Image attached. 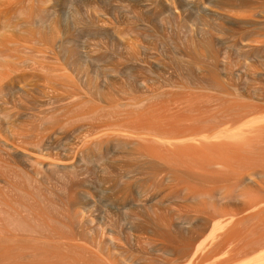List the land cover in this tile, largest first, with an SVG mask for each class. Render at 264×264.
Segmentation results:
<instances>
[{"label":"rangeland","instance_id":"obj_1","mask_svg":"<svg viewBox=\"0 0 264 264\" xmlns=\"http://www.w3.org/2000/svg\"><path fill=\"white\" fill-rule=\"evenodd\" d=\"M8 1L0 4V15L1 10L5 14L10 9L2 19L4 23L0 21V264H101L95 260L96 255H109L121 264L124 259L114 244H121L131 255L135 250L124 240H117L116 235L106 233L101 220L114 228L116 221L131 216V206L137 202L141 205V199L143 204L150 200L161 205L162 201L169 202L162 205L166 210L176 205L180 209L175 210H183L192 204L199 208L203 203L208 213L221 212L225 207L236 209L225 206L234 205L230 198L225 204L215 198L195 204L182 202L187 195L178 183L193 175L183 177L187 172L180 170L186 169L185 164L181 166L184 161L174 160L176 165L181 164L176 169L173 160L165 157V149L154 155V146L152 154V149L148 148L150 153L141 147L144 144L137 147L127 136L148 134L140 131L145 128L155 133L180 129L183 124L194 125L196 117L207 118L203 120L207 122L208 118L216 121L229 114V120L234 112L263 110L264 4L260 8L258 4L264 0H252L255 4L242 0L245 8L235 0H231L234 4L229 0ZM105 131L115 132L116 142V134ZM139 148L150 157L145 159L143 154V159L140 153L145 151ZM258 153H254L256 160L260 158L255 156ZM160 154L172 165L163 164ZM247 154L253 158L248 150ZM263 158L260 163L264 165ZM54 162L61 168V163L72 162L76 168L53 169L50 165ZM170 169L184 172L182 178L178 173L174 181L165 182L169 177L166 170ZM208 170H201L212 177H207L208 181L219 182L224 176V171H219L222 176L216 174V179ZM233 172L234 177L241 174ZM226 179L224 184L228 186ZM190 182L187 184L192 187ZM250 189L244 186L240 192ZM205 191L211 194L206 187ZM211 206L216 209L211 210Z\"/></svg>","mask_w":264,"mask_h":264},{"label":"bare ground","instance_id":"obj_2","mask_svg":"<svg viewBox=\"0 0 264 264\" xmlns=\"http://www.w3.org/2000/svg\"><path fill=\"white\" fill-rule=\"evenodd\" d=\"M9 1L12 2V0H9ZM229 1L232 2L231 0H229ZM235 1H236V4L239 5V7H240V5L245 4V1H243L244 3H242V0H235ZM251 1H250V3H251ZM1 2H0V4H1ZM3 2H4V0H3ZM3 2H2V4H3ZM246 2H247V4H249L248 3L249 1L246 0ZM258 2H256V3H258ZM5 3H6V0H5ZM232 3H230V5ZM252 3L255 4L254 1H252ZM260 3L258 4L259 8L261 7L259 5L264 4V2L261 4ZM15 4H13V5H15ZM19 4H18V6H19ZM224 4L226 6V3H224ZM236 4H235V6H236ZM215 5H216V3H215ZM217 5H219V3ZM211 6H213V5H211ZM251 6L253 7V5H251ZM20 7L21 6H19V8ZM214 7H212V9H214ZM241 7H244V5ZM249 7L246 8L247 11H248V9H251V7L250 8ZM1 8H2V6H1ZM216 8H219V7H216ZM5 9H6V7H5ZM202 9H205V8H202ZM7 10L9 11L10 9L8 8V9H6V11ZM218 10L222 11L221 9H218ZM223 10H225V9H223ZM252 10H253V8H252ZM262 10H261V13H262ZM6 11H4V12H5V14L7 13V15H8L9 12L8 11L6 12ZM1 12H2L1 13L2 16L0 15V19H1L0 21H2V23H4V20H2V19H4L6 17V15L3 13L2 10H1ZM14 12L15 11H13V13ZM254 12H253V14H254ZM247 13H246V15H247ZM259 13L260 12H258V14ZM263 13H264V11H263ZM14 15H16V14H14ZM212 15H214V13ZM247 16H249V14ZM1 17H3V18H1ZM13 17H15V16H13ZM227 17H228V15H227ZM227 17H226V19H227ZM234 18H238V17H234ZM229 19H230V17H229ZM238 19H240V18H238ZM241 19H243V18H241ZM243 20H245V19H243ZM247 20H249V19L247 18ZM257 20L259 21V19H257ZM263 21H264V18H263ZM2 23H1L0 27L2 26ZM7 23L8 22H6V24ZM232 23L235 24L234 22H232ZM247 23H249V25L251 24L250 22H247ZM241 24L242 23H240L239 25H241ZM256 25H257V23H256ZM262 25H263V22H262ZM3 26H4V24H3ZM6 27H7V25H6ZM6 27L5 28L2 27V29L6 30ZM17 27H19V26H17ZM254 27H256V26L254 25ZM256 108H259V107H256ZM255 110H251V112H250V110H249V112H248V110H246L245 111L246 113L244 112V114H242L243 111L242 112L239 111V112H237L238 114H236L238 117H236V115L234 114L235 112L231 113L230 116L231 115L232 116L229 118V120H231L233 118L231 121L226 120L227 119L226 116L229 117V114H226L225 116L222 117L223 120L219 119V118H218V120H216L217 123H219L217 125H216V121L213 120L214 118L211 120L208 118L207 122H203V120L206 121L207 118L203 119V118L199 117L200 119H202V120H200L196 117L195 119H197V120H195V119H193V120L197 121L196 122L197 126H196V123L194 124V121H193L194 125L187 126V125L183 124L180 129H177L176 127H174V128H172V130H170L168 132L159 131V132L155 133V130H153L151 128L149 130H147L148 128L147 129L145 128V129H140V131H142V130H143V132L147 131L146 133H148V134L141 133V134H132V135L127 136L128 137L127 139L130 143L132 142V144H134V145L135 144H138V145L144 144L145 147L143 145H141V147L147 148L146 150L149 152L152 149V154L154 153L153 149L156 148L155 149L156 152L154 153V155L158 154V152L161 153L162 150L165 149V151H163V153H165V157H167V158L170 157L171 160H173V161L170 160L173 165L171 164V162L169 160H167V158H166V162H167L166 163L164 160L165 157L162 156V154L159 155L161 157L156 156V158L157 157L161 158V159H159L160 161L164 160L163 164H168V166L172 165L174 168L180 169V167H177V166L181 165L180 162H178L179 164L177 163L178 165H176L175 163L177 161H174V160H180L181 162L184 161V163H182L181 166L184 167V164H185L184 168H186V169L184 170L181 168L180 170L187 171L186 174L183 175L184 172H182V171H179V170L177 171L176 169H170L171 170V175H170L169 174L170 170H168L169 172L166 170V173H168L169 177L165 182H167V181L170 182L171 180L174 181L175 180L174 174L178 175V173H179L180 178H182L181 175H183V177L184 176L186 177V176H189L191 174L195 175L196 172L197 173L201 172V173H199V176H198V174H196L194 176L196 178H193V175L191 177L189 176L191 178V180L189 177H187L189 179H187V178L181 179L182 184L178 183V182H180V178L178 179L177 183L182 187V189H183L182 193L185 192L184 195L185 194L187 195V196H185V198L182 197V198L186 199V200H183L182 202L185 203L186 201H189L191 204L192 203L195 204L196 202L203 200V199H206V198H208L210 200L215 198L216 201L218 199V201H220V203H224L225 199L227 200L230 198L232 200V203H233V201H235L234 205L224 203L225 206H227L228 208L233 207V209H235V208L236 209L235 210H230V209L227 210L225 207L226 210L225 209L223 211L221 210V212H219V210H216V212H211V210H213L215 208V207L213 208L212 207L213 205H212L211 206L212 209L211 210L209 209V212H211V213H208L206 210L208 207L205 206V204L203 203L202 205L205 207H203L201 205L202 208L200 207V205H199V208L194 207L193 204H192L193 207H192V205H189V207L190 208L192 207V209H194V208L197 210L199 209L198 211L194 210V213H191L192 209L190 210V208H185L184 206L180 205L186 209V212L189 209L188 210L189 213H182V212H185V209L181 208L183 210H178V209H180V207L178 205L175 206L176 208L178 207V209L177 210H175L176 208L173 209L174 210V212H173V210L171 209L172 210L171 211L170 208H168L166 210L164 207H162V205L166 206L169 202L167 204L165 203L166 205L163 204V201H162V205L156 204L157 201H155L156 202L155 203V202L151 201L150 200L151 198H150V199H148V200H150L149 202H146L143 204V203H141L143 201V199H141L142 200V201H140L141 205H139V202H137L138 205L134 204L133 206H131V207H133L132 210H129V213L130 212L132 213L131 216L126 217V219H124V220L116 221L114 223L115 224L114 228L110 229L107 226V223L105 222V220H103V219L101 220L102 221L101 223L106 225V233L110 232L111 234L116 235L118 237L117 240H120V241L124 240L127 245H129L130 247H132L135 250L134 254L131 255L130 252L122 249L121 244L119 246L114 244V248L119 250L120 257L124 259V262H121V264H123V263H126V264H264V182H263L264 172H262V171H264V168H263L264 165H263V162H262V164L260 163L261 157L264 156V153H263L264 152V146H263L264 140H262V141L260 140V138L264 139V137H263V135H264V108H263V110L260 108L257 109L256 111ZM233 115L236 118H234ZM209 120L212 123H210ZM212 120L215 122L214 126L210 125V124H213ZM220 121H221V124H220ZM223 121H224V123H222ZM225 121H228V122H225ZM200 122H203V124ZM205 123H207L208 126ZM198 125H200V126H198ZM203 126H205V127H203ZM167 127H168V125H167ZM106 128H104V129L106 130ZM97 129H99V128L97 127ZM107 129H109V128H107ZM126 129H124V130H126ZM94 130L96 131L95 128H94ZM100 130H101V128H100ZM100 130H97V131L99 132ZM102 130H103V127H102ZM131 130H133V129L129 128V131H131ZM150 130L152 133L149 132ZM134 131L138 133L139 130L138 129L136 130L134 128ZM112 132L113 131L110 132L111 134L107 133V132L106 133L110 134L111 136L113 133L116 134L115 132H113V133ZM118 132L119 131H117V133ZM95 133H97V132H95ZM126 133H129V132H126ZM107 134H105V135H107ZM119 134H121V133H119ZM124 134H125V132H124ZM124 134H123L122 142H124V138H125ZM100 135H102V134L100 133ZM110 135L108 136V138L110 137ZM99 137H96V138L100 139L101 137L100 138ZM115 137H117V134H116V136H113V138H115ZM97 139H95V140H97ZM107 139L105 142H108ZM129 139H131L132 141ZM89 140H90V138H89ZM7 141H8V139H7ZM102 141H104V139ZM114 141L116 142V138ZM86 142H85V144H87ZM111 142L113 143V140ZM119 142H121V140ZM100 143L97 145H100ZM2 144H4V143H2ZM134 145H130L128 143V146H134ZM140 145L137 147H140ZM148 145H150V146H148ZM83 146H85V145H83ZM94 146H95V143H94ZM101 146H102V143H101ZM151 146L152 147L154 146L155 148H151ZM81 147H80V149H82ZM148 148L150 150H148ZM252 148L254 150L252 151V154H251ZM258 148L262 149L261 151H263V152H261V153L263 155H261L260 150L257 151ZM124 149H125V147H124ZM140 149L142 150V148H139V150ZM146 150L143 149V151H141V152L145 151V153H140V151H138V150H136V151H138L140 154H142V156L139 155L142 158H143V154H146L145 155L146 158H145V156H144V158L147 159L150 156L148 155L149 152H146ZM247 150H248L249 154L253 155V158H252V156L250 157V155L247 154ZM81 151H79V154ZM167 152L169 153V155L170 154L171 155L169 156ZM255 152H259L258 155H256L257 153L255 154V156L260 157V158L257 157L258 158L257 160L254 158ZM22 153H24V151ZM137 155H138V153H137ZM26 156L30 157L31 155H26ZM97 156H99V155L97 154ZM100 156H102V155H100ZM78 158H77V160H80ZM258 160H259V162H258ZM69 161H72V160H69ZM73 161H74L73 163H75V160H73ZM262 161H264V158L262 159ZM73 163L71 162L70 165H69V163L68 164L65 163V165L61 163V165H63V168L65 167L64 170L65 169H68V170L71 169V171H73L72 168H74L75 165L77 166V164L75 163V165L72 167ZM188 164L190 165V167H188V166L186 167V165H188ZM191 165H193L195 167L196 166L200 167L201 170H202V168H205V169L208 168L210 170L212 168H214L211 171L208 170V172H210V173L213 172L212 175L214 174L213 175L214 178H216V176H217L216 174H218V176H220V177L222 176L221 174L219 175V173H221L219 171H224V172H222V173H224V176L226 175V173L228 175V172L230 173V171H231V173L234 171L233 172L234 174L236 172L237 173L239 172L238 174H240V172H241V174H240V176H238L236 174L235 177L233 174H231V173L229 174V175L234 177L233 180L236 177L238 178V179L237 178L235 179L236 182L233 180H230L232 178L231 176H228L229 180L226 179L228 177L224 178V179H226V181H228V182H226V184L229 183L228 186H230V187H228L227 185L224 184L225 183V180L223 179L224 176L221 177L223 179L222 182L224 181L223 183H221V178H219V177H218L219 182L216 181L218 184L216 182H214L213 179H210L209 181H211V182H209L208 179L212 178V177H209L210 175L207 171L206 172L208 174H206L205 171H201L200 169H199L200 171L196 170L197 167L194 168ZM204 165H205V167H203ZM50 166H51V168L54 169L55 167L57 168L59 165H57V163H55V164H51ZM61 167L62 166H59V168H61ZM191 167H193L196 171ZM63 168H61V169H63ZM168 169H169V167H168ZM189 169L193 170V173ZM240 169H242V170L244 169L243 171H245V172L247 171L246 172L247 174L244 173L245 175H247V177L244 176L243 172L240 171ZM173 170H176L177 172L176 171H174V172H176L177 174L174 173ZM213 170L215 172L217 170V173H214ZM248 171L251 174H248ZM65 172H67V171H65ZM180 172H182V174ZM141 173H143V172H141ZM172 173H173V175H172ZM187 173H190V174L188 175ZM201 174H205L206 177H205V175L202 176ZM168 175H166V176H168ZM248 175H252L253 176V177L251 176L252 179ZM157 176H156V178H157ZM166 176H164V174H163V177H166ZM241 176L242 177L244 176L245 178L244 177L241 178ZM139 177H141V176H139ZM139 177H138V179L141 180V178H139ZM200 177H203L202 179L207 181V182L206 181L203 182V180H202V183H206V184L200 183L201 182V180H199V179H201ZM207 177H209V178H207ZM125 178H128V175H125ZM192 178L196 182L199 180L197 182V184H194L195 181L193 180L194 181L193 182ZM218 178H216V179H218ZM253 178L255 179V181H253L254 180ZM189 181H191L193 183L192 184L190 182L192 184V185L190 184L192 187H190L189 184H187V182L189 183ZM231 181L233 182L232 184H234V185H232V184L230 185ZM72 182H73V180H72ZM183 182H185V184ZM213 182H214V184H212V186H211L210 183H213ZM139 183H140V181L138 182L137 186L141 187L139 185ZM183 184L185 186L188 185L190 188L188 186H186L188 188H183V186H184ZM199 184H202V185H199ZM222 184L224 187L222 186ZM235 184H236V187H235ZM75 185H76V182H75ZM167 185H169V184H167ZM193 185H195L194 187L197 186V188H201L202 191L200 189H199L200 191L196 190L197 188L193 189ZM203 185H206V186H203ZM207 185L210 186L211 188L212 187H215V188L209 189V187H208V189H207ZM218 185H220V187ZM173 186H175V185H173ZM180 186H177L176 189L178 187L181 189ZM216 186H218V189H216ZM225 186L228 187V189L232 188V186H233L232 191H231V189L230 190L227 189L226 192L227 193L229 192V193L228 194L226 193V196L224 195L225 190H226ZM244 186H249V189L252 187L254 190L251 188L250 190H252V191L249 190V192H240V189ZM73 187H75V186H73ZM205 187H206L207 191L208 190L211 191L210 192L211 194H209V192L205 191ZM214 190H215V192H214ZM203 191H205V192H203ZM230 191H231V193H230ZM136 193L138 196L139 191ZM102 194H101V196H103ZM105 194H106V192H105ZM146 196H147V193H146ZM146 196H143V198H145ZM140 197L141 196H139L137 198H140ZM134 203H136V202H134ZM197 206H198V204H197ZM160 215H162V216H160ZM155 227L161 228V229H163V231H160V230L156 231ZM1 241H3V240H1ZM1 244H0V248L2 247ZM0 252H1V250H0ZM95 260H97L98 262H101V264H117V262L112 261V259L109 255L106 258L99 256V255H96ZM98 264H100V263H98Z\"/></svg>","mask_w":264,"mask_h":264}]
</instances>
